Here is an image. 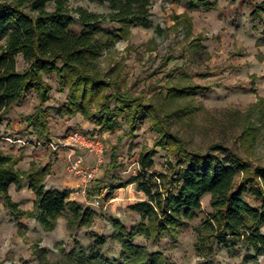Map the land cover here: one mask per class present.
Listing matches in <instances>:
<instances>
[{
	"label": "rangeland",
	"instance_id": "1",
	"mask_svg": "<svg viewBox=\"0 0 264 264\" xmlns=\"http://www.w3.org/2000/svg\"><path fill=\"white\" fill-rule=\"evenodd\" d=\"M261 1L152 0L150 17L153 25L132 26L127 39L118 40L101 55L98 69L106 73L113 69L111 75L118 77L123 89L160 105L159 113L169 114L171 131L190 149L210 151L220 157L234 153L251 163L264 164V13L258 17L251 14ZM66 5L74 15L79 6L97 13L109 11L107 4L98 0H67ZM47 8L52 10L54 2H48ZM174 15L183 16L176 19ZM186 23L191 25L189 37L186 36ZM157 25L162 30H155ZM102 28L116 32L118 23L104 22ZM69 29L78 33L82 25L76 20ZM24 65L23 62L22 67ZM45 79L50 92L43 108L48 109L49 127L61 126L51 135L53 144L59 145L50 146L47 142L51 139L33 145L31 140L35 138L28 124L21 132L11 131L10 136L15 139L20 134L25 141L23 145H49L55 151L61 147L66 149L62 142L70 130L97 132L104 141L105 151L103 162L91 179L92 184L90 182L85 195L80 188L79 193L74 187L64 188L70 191L72 199L94 209L95 215L89 226L70 229L68 212H64L58 217L55 228L45 231L34 217L15 218L0 195V264H7L6 261L41 264L38 256L50 264H64L69 251L74 248L87 254L97 250L109 258H116L121 243L113 236L111 219L118 218L126 229L131 228L141 221V217L129 205L146 199L133 182L121 187L117 185L127 182L137 172L142 149L155 150L153 169L158 171L167 169L168 161L175 163L174 156L168 147L154 145L158 134L148 112H138L136 128L131 133L123 114L118 116V125L113 130L102 131L80 113L59 115L56 109L65 104L68 90H59L54 73L46 75ZM171 84L197 87L188 95L171 100L166 98V87ZM26 95L15 110L20 119L38 104L34 91ZM11 144L8 143V147L12 148ZM113 150L115 169L110 167ZM49 158L52 159L51 155ZM67 171L71 176L79 175ZM165 171L169 172V169ZM95 179H103L96 188ZM20 185H16V190L11 188L9 194L12 199L14 196L22 200L21 208L31 204V199L26 188L21 190ZM110 190L112 192L108 194ZM209 198V195H203L198 215L174 233L164 231L159 239L137 235L133 242L145 245L150 251L161 252L165 264H244L250 261L249 255L255 250L240 239H234L226 246L214 240L210 248L204 244L202 221L211 211ZM91 200L97 202L91 204ZM247 200L256 204L249 195ZM261 231L264 232V226ZM96 235L102 236L105 242L93 245ZM257 262L264 264V250L257 255Z\"/></svg>",
	"mask_w": 264,
	"mask_h": 264
},
{
	"label": "trees",
	"instance_id": "2",
	"mask_svg": "<svg viewBox=\"0 0 264 264\" xmlns=\"http://www.w3.org/2000/svg\"><path fill=\"white\" fill-rule=\"evenodd\" d=\"M53 1L54 8H47ZM106 3L109 11L97 13L84 7L75 8L76 15L67 8V0H0V123L12 105L30 90L36 91L38 104L34 111L23 116L36 138L49 139L48 109L43 105L49 98L50 87L46 75L55 74L60 91L67 89L66 102L56 109L59 115L80 113L100 130H113L118 116L124 115L129 132L136 128L138 112L151 114L152 127L158 134L155 146L168 147L175 163L168 161V171L153 169L152 148L142 149L138 157L137 172L124 183H134L146 199L136 201L129 208L140 214L141 221L126 229L118 218H112L113 236L121 243L118 257L109 258L97 250L87 254L82 249H72L64 264H165L159 251H150L145 245L133 242L137 235L159 239L161 233H174L186 221L198 215L201 198L210 193L211 211L202 221L204 244L210 248L217 244L228 245L234 239L249 243L255 250L244 264H258L257 255L264 250V164H254L234 153L220 157L210 151L190 149L171 131L167 113H159L160 105L148 102L140 95L123 89L117 76L98 69V59L120 39H127L132 26L150 27L152 0H98ZM28 8V9H27ZM264 13V0L256 4L254 17ZM183 15H174L179 19ZM185 16V15H184ZM78 20L80 32L69 26ZM118 23L116 32L104 31L102 23ZM187 37L191 25L186 23ZM155 30H162L156 26ZM25 65L17 67V55ZM197 86L171 84L167 99L186 96ZM191 90V91H190ZM211 146L210 148H212ZM209 148V149H210ZM110 157V167H117ZM19 157L3 151L0 144V195L15 218L34 217L43 230H53L57 219L68 212L70 229L89 226L95 210L72 199L68 189L47 188L44 184L49 163L42 165L31 161L26 170L16 167ZM27 180V186L36 197L31 210L22 209L11 198L8 188ZM96 185L103 179H95ZM109 184H107L108 186ZM111 194V190L108 191ZM255 199L250 203L247 197ZM105 242L96 235L93 245ZM199 248V243H196ZM41 264H50L38 256Z\"/></svg>",
	"mask_w": 264,
	"mask_h": 264
},
{
	"label": "crops",
	"instance_id": "3",
	"mask_svg": "<svg viewBox=\"0 0 264 264\" xmlns=\"http://www.w3.org/2000/svg\"><path fill=\"white\" fill-rule=\"evenodd\" d=\"M180 3V2H179ZM185 4V3H184ZM186 5V4H185ZM186 9V7L184 8ZM191 13V12H190ZM189 13V14H190ZM17 67L22 68L23 65V57L21 54H18L17 57ZM34 91V96L36 97V91L30 90L29 92ZM28 92V94H29ZM27 96V95H26ZM27 98L23 96L18 102L14 103L12 105V108L10 109V112L6 114V118L0 123V130L2 129L3 132L0 134L1 144L2 148L14 156L20 157L18 160L16 166L20 169H27L29 167L30 161L35 160L36 162L45 165L47 163H50L49 172L46 174L44 179V184L47 188L53 187L58 188L60 190H63L64 188H75L80 184H83L84 178L81 175H69L67 169L65 168V164L68 161V150L64 148H59L55 151H53L49 145H45L43 147H35L34 144H40L42 143L41 140H38L33 132V136L35 139L31 140L33 145H23L25 143L24 139L18 134V137L15 139H12L10 136L11 131H18L21 132V130L24 128V125H27L23 119H20L15 114V110H17L18 106L22 104V101ZM22 100V101H21ZM37 103V102H36ZM34 109L31 111L33 112ZM30 112V113H31ZM29 113V112H28ZM56 125L55 128L49 127V139H51V135L53 132L59 131L61 126ZM5 131V132H4ZM52 140V139H51ZM8 143H12V148L8 147ZM22 143V144H21ZM22 150V151H21ZM56 153V154H55ZM82 157V165L86 168H90L95 164V158L92 154L87 153L84 150H79L77 152ZM51 155V160L49 156ZM78 155H71V158H77ZM69 175V176H68ZM61 182H64V184L61 185ZM92 184V180L89 181V184ZM90 184V185H91ZM21 190L23 188H26L29 196H30V203L29 205H26L24 207H21L23 209H32L33 206V200L35 199L36 195L35 193L28 188L27 186V180H24L21 182ZM16 185L11 184L8 188L9 193H11V188L15 189ZM16 190V189H15ZM204 195H209L210 193H206ZM13 199L19 203L20 206H22V200L19 198H16L13 196Z\"/></svg>",
	"mask_w": 264,
	"mask_h": 264
},
{
	"label": "built area",
	"instance_id": "4",
	"mask_svg": "<svg viewBox=\"0 0 264 264\" xmlns=\"http://www.w3.org/2000/svg\"><path fill=\"white\" fill-rule=\"evenodd\" d=\"M52 147H57L59 144H53L52 140L47 142ZM66 149L69 151L68 161L66 162V168L70 171H75V173L83 176L84 182L79 187H75L77 193L78 189L83 195L86 194L87 187L90 186L89 181L93 178L99 166L103 162V156L105 151V144L102 137L97 132L83 131L78 129L70 130V132L65 136L62 142ZM79 150H84L89 154H92L95 158V164L90 168H86L82 165V157L77 152ZM71 155H78L77 158L72 159ZM139 168V166L137 167ZM97 202V201H95ZM90 201L91 204L95 203ZM7 264H12L6 261Z\"/></svg>",
	"mask_w": 264,
	"mask_h": 264
}]
</instances>
